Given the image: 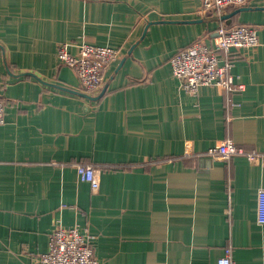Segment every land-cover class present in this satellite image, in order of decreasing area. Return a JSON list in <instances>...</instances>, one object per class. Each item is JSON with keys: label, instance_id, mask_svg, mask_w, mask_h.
<instances>
[{"label": "crops", "instance_id": "obj_1", "mask_svg": "<svg viewBox=\"0 0 264 264\" xmlns=\"http://www.w3.org/2000/svg\"><path fill=\"white\" fill-rule=\"evenodd\" d=\"M200 7L0 0V264H39L56 226L92 236L101 264H216L225 248L232 264H264V161L204 154L224 140L264 153V0L221 18ZM244 24L257 47L227 55L244 89L181 90L170 57ZM63 42L73 55L81 42L119 51L99 93L78 95L56 57ZM80 164L99 170L97 191L78 180Z\"/></svg>", "mask_w": 264, "mask_h": 264}, {"label": "built area", "instance_id": "obj_2", "mask_svg": "<svg viewBox=\"0 0 264 264\" xmlns=\"http://www.w3.org/2000/svg\"><path fill=\"white\" fill-rule=\"evenodd\" d=\"M252 0H201L200 11L212 12L219 18L227 7H241ZM258 45L256 28L238 25L232 28L218 27L212 46L194 41L186 48L176 52L169 59L171 74L179 81L180 89L195 95L201 86H216L224 91L233 92L244 89L237 84L230 73L233 61L227 58L231 50H252ZM68 43L57 46L58 61L69 67L76 76L79 90L85 95L101 91L108 67L117 60L119 51L108 46H97L81 42L75 55L68 51ZM222 55L224 58H222ZM5 106L0 97V124L5 120ZM204 154L212 159L227 161L235 156L252 158L257 155L264 161V153H248L232 140H224L209 147ZM77 178L89 184L94 192L98 190L99 170L90 165H76ZM257 223L264 225V188L257 191ZM93 237L81 233L76 227L56 226L50 233L48 249L39 254V264H101L94 256L91 242ZM216 264H232L231 250L225 248Z\"/></svg>", "mask_w": 264, "mask_h": 264}, {"label": "water", "instance_id": "obj_3", "mask_svg": "<svg viewBox=\"0 0 264 264\" xmlns=\"http://www.w3.org/2000/svg\"><path fill=\"white\" fill-rule=\"evenodd\" d=\"M244 9H246V8H244V7H239V8H237L236 10H235V12H234V14L235 13H238V12H240V11H244ZM105 89V87L103 88V90ZM103 90H102V92H103ZM101 92V93H102ZM100 93V94H101ZM78 95H80V96H82V97H85V98H87L88 96H86L85 94H82V93H78Z\"/></svg>", "mask_w": 264, "mask_h": 264}]
</instances>
